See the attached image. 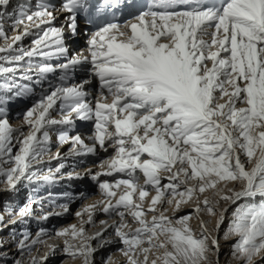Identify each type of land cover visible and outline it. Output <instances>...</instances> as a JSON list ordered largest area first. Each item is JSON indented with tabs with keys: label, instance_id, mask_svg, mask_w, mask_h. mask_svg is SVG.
Wrapping results in <instances>:
<instances>
[{
	"label": "snow or ice",
	"instance_id": "snow-or-ice-1",
	"mask_svg": "<svg viewBox=\"0 0 264 264\" xmlns=\"http://www.w3.org/2000/svg\"><path fill=\"white\" fill-rule=\"evenodd\" d=\"M57 12L67 14L59 27ZM81 20L94 30H82ZM82 31L87 47L73 53L69 41ZM77 70L85 76L70 84ZM93 80L95 95L87 87ZM32 85L42 94L23 113L25 131L10 123L9 105L35 95ZM77 120L92 122L91 144L71 134ZM53 135L76 157L113 150L99 162L102 171L85 169L104 201L76 213L95 227L100 208L112 223L100 221L94 236L83 222L58 231L69 238L63 252L72 259L95 264L97 252L119 243L127 264H220L219 230L228 212L221 201L244 200L223 239L238 237L230 254L239 264H264V0H62L59 7L51 0H0V184L7 194L0 231L4 213L23 224L52 214L37 217L34 205L43 213V203L34 196L14 208L11 196L25 184L55 183L54 172L63 175V162L47 174L36 167L51 154ZM52 158L62 161L59 151ZM192 203L187 215L166 214ZM59 207L69 210L67 203ZM201 212L216 218V227L210 231L201 220L197 235L190 221ZM46 235L44 228L36 239L23 232L15 245L21 259L12 264H25V255L29 264H44L47 254L32 253ZM77 239L79 245L70 242ZM4 247L0 239V264H7ZM102 264H112L111 256Z\"/></svg>",
	"mask_w": 264,
	"mask_h": 264
},
{
	"label": "bare ground",
	"instance_id": "bare-ground-1",
	"mask_svg": "<svg viewBox=\"0 0 264 264\" xmlns=\"http://www.w3.org/2000/svg\"><path fill=\"white\" fill-rule=\"evenodd\" d=\"M63 20L59 19L55 22L56 26H61V23ZM9 34L10 28L6 29ZM80 45L85 44L84 40L78 42ZM87 47V45L85 44ZM85 47V48H86ZM84 48V49H85ZM85 54H87L85 52ZM85 73H81V81L84 78ZM89 90L93 92V95H95V90L98 88V83L93 80V83L89 86H87ZM55 118L59 119L60 117L55 116ZM10 123L19 129H23L27 131V126L23 123L21 120L19 123L16 122V119H9ZM76 122H79L77 120ZM86 122V121H81ZM24 125V126H22ZM76 131L74 130L71 134L79 133L82 136V139H84L86 144H91V140L88 139V137L92 134L93 131V125H88L87 127L80 128L76 127ZM71 147L70 144H65L63 146H59L57 144L56 136L53 135V143H52V152L50 155L45 156L42 162L37 165L39 169L42 170V174H47L48 169H55L59 163L63 162L65 163V168L62 169L63 175L61 176L60 173H53L56 176L55 183L52 184H44L41 181H38L33 184H25V186H22L20 188V191L18 194L11 196V203L14 208H18L22 206L23 204L28 202L29 196H34L38 200H41L43 203V213L40 211V205H34V210L37 213V217L46 214V213H52L49 217L51 221H44L41 220L43 223H35V220L38 218H32L29 219L26 224L20 223V217L14 216L9 217L7 213H4L5 223L7 224V227H3V230L0 231V239L5 241V247L2 251L6 252L7 254V264H12V259L18 258L20 255L15 247L16 243L22 239V233L25 231H28L32 234V239H36L37 234L39 233V230L41 228L46 229L48 235L42 237V239L45 241L42 244H37L35 246V250L33 251L32 255L36 258L43 257L46 254L50 259H48L47 263L45 264H83L82 259H72L69 257L66 253L63 252V248L65 246V240L69 239L68 237H59L56 235L58 231L68 229L72 225H76L77 227H80L82 222L83 226L85 228L86 234L88 236H94L97 232H100L103 229V225L100 224V221L107 220L109 223H112V221L109 219L108 215L105 214L100 208L95 209V213L93 216V219L96 222V226L93 227L92 225L86 223L88 220L87 214L83 216H77V212H84V210L91 206V205H97L104 201V195L99 189L98 185L92 181L90 176L85 174V169L91 168L92 172H99L102 171L98 164L101 160L107 159L109 156L113 154V150L109 149L108 152H99L98 156H85V157H76L73 155H69V148ZM59 151L60 155L62 157L61 160L53 159L52 157L55 155V153ZM243 159V158H242ZM248 167H251V165H248ZM79 173L81 176H83V179H75L71 178V181L66 180V175L69 173ZM109 180L111 181L112 177H104L101 176L100 180ZM237 190H240L239 185H235ZM4 188L3 184H0V206L6 207L7 206V194L2 191ZM55 188V191H50ZM72 190V193L70 191ZM120 191H123L121 189ZM50 193V194H49ZM81 193L84 195L81 196ZM65 194H70L72 199H69L68 196ZM150 195H155L154 192L150 193ZM206 195L210 199L213 198L212 193L209 192ZM65 198L66 200H56ZM260 198L256 197L252 201L253 205L256 201H259ZM2 201V202H1ZM114 202V201H113ZM67 203L69 206L68 214H65L66 212L63 211L62 208L59 207V205ZM246 201L241 200L238 201L236 204H228L224 205L225 207H229V211L231 209L237 208L238 206L245 205ZM145 207H147V202L145 203ZM195 207V204H189L186 206H183L181 211L174 212L172 208L168 209V212L166 213L169 216H184L192 212V209ZM56 208V209H55ZM228 211V216L229 215ZM55 213H61L60 215H56ZM151 219V216L148 217ZM233 216L230 218V222L232 220ZM11 219H15L16 223H10L9 221ZM118 220V218H116ZM40 220V219H39ZM208 221L209 222V230L212 231L216 227V218L209 216L206 212H201L199 214H194L192 220L190 221V224L193 228V230L196 232L197 235L200 233V221ZM131 223V221L129 220ZM227 223H224L222 226L225 227ZM135 227V225H133ZM227 227V225H226ZM222 228V229H223ZM15 230V238L12 236V232ZM112 229L108 228L107 232H105V235L107 236L108 233H111ZM215 235V233H213ZM223 231L220 232L219 230V237H220V264H239V262L231 256V245L235 243L238 240V237L233 236L228 240L223 239ZM77 245H79L80 241L79 239L75 241H70ZM93 246H95L96 241H91ZM52 246H55V254H52ZM122 245L119 243L113 244L105 249H101L99 252L95 254V264H102V261L104 259H107V257L111 256L112 258V264H127V258L121 254V252L118 251L119 248H121ZM58 248V249H57ZM154 258V257H151ZM23 259L25 261V264H29L30 257L27 255L23 256ZM142 259V257H141ZM210 259L215 261L214 256H210Z\"/></svg>",
	"mask_w": 264,
	"mask_h": 264
},
{
	"label": "rangeland",
	"instance_id": "rangeland-1",
	"mask_svg": "<svg viewBox=\"0 0 264 264\" xmlns=\"http://www.w3.org/2000/svg\"><path fill=\"white\" fill-rule=\"evenodd\" d=\"M2 202V201H1ZM221 205L222 206H224V203H223V201H221ZM228 208V211H229V209H230V206L229 207H227ZM237 208H235V210H236ZM234 209H231V211H229V215L230 216H228V212L226 213V218H225V221H224V223L226 222V219H227V223H226V225H227V227H226V225H225V227L223 228L222 226L224 225V223L220 226V232H222L223 231V235H224V233H225V231L228 229V227L230 226V218L233 216V213H234V211H235ZM69 211V210H68ZM68 211L65 213V214H68ZM223 228V229H222ZM58 249V248H57ZM40 258V257H39ZM16 259H21V256L19 255L18 256V258H16ZM48 259H50L49 257H48ZM48 259L44 262V264L45 263H47V261H48Z\"/></svg>",
	"mask_w": 264,
	"mask_h": 264
}]
</instances>
